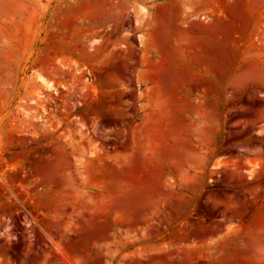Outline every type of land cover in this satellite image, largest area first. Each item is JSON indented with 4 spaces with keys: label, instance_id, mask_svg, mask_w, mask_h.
<instances>
[{
    "label": "rangeland",
    "instance_id": "rangeland-1",
    "mask_svg": "<svg viewBox=\"0 0 264 264\" xmlns=\"http://www.w3.org/2000/svg\"><path fill=\"white\" fill-rule=\"evenodd\" d=\"M192 1L0 0V264H264V0Z\"/></svg>",
    "mask_w": 264,
    "mask_h": 264
},
{
    "label": "crops",
    "instance_id": "crops-1",
    "mask_svg": "<svg viewBox=\"0 0 264 264\" xmlns=\"http://www.w3.org/2000/svg\"><path fill=\"white\" fill-rule=\"evenodd\" d=\"M194 5H200L201 8L208 9H248L252 7H257L254 5H250L249 0H198L192 1ZM199 188L195 189V192H199ZM264 208V206H263ZM237 244V243H236ZM239 244H241L239 242Z\"/></svg>",
    "mask_w": 264,
    "mask_h": 264
}]
</instances>
